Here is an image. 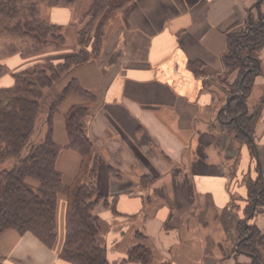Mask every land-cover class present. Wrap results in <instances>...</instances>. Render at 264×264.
<instances>
[{
    "label": "crops",
    "instance_id": "crops-1",
    "mask_svg": "<svg viewBox=\"0 0 264 264\" xmlns=\"http://www.w3.org/2000/svg\"><path fill=\"white\" fill-rule=\"evenodd\" d=\"M61 1L65 2L48 3L50 21L64 30L70 26L77 30L80 17L90 8L89 0ZM257 3L132 0L108 24L101 56L74 69L80 85L98 99L88 118V134L101 160L100 191L106 197L118 195L115 213L110 208L99 209L102 241L113 262L120 264L125 259L128 249L137 243L134 233L139 230L153 250V264H252V257L238 251V223L246 219L259 231V264H264V198L258 203L260 194L247 215L251 204L248 180L261 176L264 182V49L263 73L248 100L250 112L256 115V154L252 156L246 146L241 149L217 121L225 103L217 79L224 73L227 34L246 27L248 13ZM65 54L53 52V59L59 61ZM10 60L5 63L14 69ZM190 63H201V76L189 68ZM12 82L9 71L0 75V86ZM83 102L88 99L71 94L54 114L58 144L68 143L66 112ZM119 138L146 165L152 163L141 148H154L155 158L169 159L172 168L134 166L136 171L130 169L136 177L130 170L124 173V161H119L134 165L130 150L105 146L106 142L111 147L118 145ZM80 161L76 151L61 150L57 168L65 183L73 181ZM118 165L124 174L122 181L110 171ZM146 174L155 175V182L143 188L140 178ZM66 205V197L59 195L58 238L53 249L31 234L2 233L3 264H65L58 254L65 237Z\"/></svg>",
    "mask_w": 264,
    "mask_h": 264
},
{
    "label": "trees",
    "instance_id": "trees-1",
    "mask_svg": "<svg viewBox=\"0 0 264 264\" xmlns=\"http://www.w3.org/2000/svg\"><path fill=\"white\" fill-rule=\"evenodd\" d=\"M38 1L0 0V37L8 35L23 38L25 42L29 40L35 58L12 74L11 85L0 86V144L3 145L0 166L8 159L17 160L11 169H0V235L9 230L21 236L31 234L53 249L58 238V197L64 195L67 204L65 237L59 260L65 264H117L110 260L109 247L102 241L99 209L110 208L115 213L118 195L106 197L100 191L101 160L88 134V118L98 99L95 93L80 85L73 71L101 56L108 24L132 0H91L77 29V51L65 54L58 62L39 58L49 54L46 48L53 47L60 52L66 37L62 26L41 17ZM12 48L10 46L6 53L22 57L21 50ZM263 49L264 0H258L248 13L246 27L227 34V48L222 55L224 73L217 79L218 86L226 94L225 103L218 112L219 126L241 149L248 147L252 156L256 154V115L250 112L248 100L257 77L263 73ZM7 68L0 56V75ZM189 68L196 76H201V63H190ZM61 83L64 85L60 88ZM46 92L53 98L42 122L47 125V131L42 141L34 142L32 136L43 112ZM75 93L88 102L74 104L66 112L68 143L63 146L54 139L53 116L63 101ZM64 148L76 151L81 159L79 171L70 183L64 182L57 168L59 154ZM110 171L116 180L122 181L120 171L114 167ZM154 181V177L146 174L140 178V185L147 188ZM248 181L249 216L257 196L260 194L258 203L264 198V182L261 176ZM245 220L240 219L238 223V251L252 257V264H259V231ZM134 239L137 243L128 249L120 264H153L154 253L145 242L147 236L137 230ZM0 264H3L1 254Z\"/></svg>",
    "mask_w": 264,
    "mask_h": 264
},
{
    "label": "rangeland",
    "instance_id": "rangeland-1",
    "mask_svg": "<svg viewBox=\"0 0 264 264\" xmlns=\"http://www.w3.org/2000/svg\"><path fill=\"white\" fill-rule=\"evenodd\" d=\"M38 2H39V8H40V11H41V17L43 19L51 22L50 19H49L50 16L48 15V13L46 11V7L48 6V3L50 2V0H44V1L43 0L42 1L39 0ZM89 2H90L89 4L91 5V0H89ZM90 5H89V7H90ZM82 20H83V17H80L79 26H80V23L82 22ZM79 26H78V28H79ZM76 31H77L76 27H74V26H70V27L66 28L63 31L64 35L66 37V44L61 48V53H71V52H76L77 51V49H78V38L77 37L78 36H77V32ZM32 45L33 44H31V42H29V40H26V42H25V40L23 38H20V37H17V36L3 35V36L0 37V56H1V58H3L4 62H6V60H8L10 58H11V60L13 58H15V57H13L12 54L6 53L9 50L8 48L10 46L13 47L12 49L17 47L18 50L22 51L21 52V56L22 57H20V60L18 59L19 57L17 59H13L12 60V63H13L12 65L16 66V67H13L14 69H12V68L8 69L7 68V70H6L7 72L9 71L11 74H13L16 70L25 67L28 63L30 64L31 61H35V58L32 57V55L34 54V51L32 50V47H33ZM54 49L55 48H53V47L46 48L45 49L46 53L49 52V54H47L48 56L47 55H43V56H41L39 58H41V60L42 59L43 60H49V59L51 60V59H53L54 57H53V52L52 51L56 52V50H54ZM54 60H57V59H54ZM55 62H58V60L55 61ZM5 64L8 67V64L7 63H5ZM224 99H225V93L224 94L222 93V100H224ZM52 100H53V98L51 96H49V93L47 94V92H46V97H45V99L43 101V112L41 113L40 117L38 118L37 125H36V131H35V133L32 136V141H34V142H40V141H42L45 138V134H46V131H47V125H45V123L42 124V122L46 118V113H47V110H48ZM119 141H120V138H119ZM122 141L123 140H121L118 143V145H117V143H114L112 147H111L110 144H108L106 142L105 146L108 147V148L109 147L110 148H114L116 151H118L119 147H122V146L124 148H128L130 150L129 155L133 159V162H134L133 164L134 165L130 166L129 165L131 163L130 161H125V160H121V159L119 161V162L124 161V162H121V163L124 164V165H122L123 166L122 168L124 169V173H125V171H129L130 170L129 171V173H131L130 175L136 177L138 174L136 172H134V171H136L134 169V166H136V167L137 166H139V167L145 166L147 168V170L151 169V167H153V166H156L157 169H161V170L164 167L167 168V166H168V168H172L173 164L171 163V161L169 159H165V158H162V159L158 158L157 159V158H155V156H154V154H155L154 148L143 149L140 146L136 145V147H138L139 149L141 148V150H143V152L146 151L145 152L146 156L149 154L148 158L150 159V163H152V165H149V166L146 165V163H143L141 160H139L138 156L140 154L134 152V148L133 147L127 146L125 144L126 142L124 143V141L123 142ZM2 146L3 145L0 144V148ZM25 152H26V150H24L23 154H25ZM214 159H215V161H218L217 156H214ZM16 162H17V160L15 158L8 159L5 163H3L0 166V169H11L16 164ZM167 162H168V165H167ZM130 168L134 169V171L131 170ZM114 169H116V171H120L121 173L123 172L121 170V167H119V165L114 167ZM68 175H70V169L68 170ZM122 175H124V174L122 173ZM152 177L155 178V175L152 176ZM124 227H127V226H124ZM125 242L123 243V247L125 246Z\"/></svg>",
    "mask_w": 264,
    "mask_h": 264
}]
</instances>
